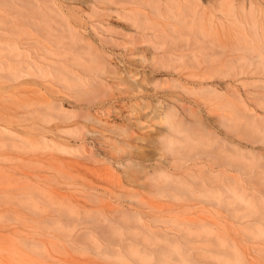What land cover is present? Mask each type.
I'll list each match as a JSON object with an SVG mask.
<instances>
[{
	"label": "rangeland",
	"instance_id": "obj_1",
	"mask_svg": "<svg viewBox=\"0 0 264 264\" xmlns=\"http://www.w3.org/2000/svg\"><path fill=\"white\" fill-rule=\"evenodd\" d=\"M0 264H264V0H0Z\"/></svg>",
	"mask_w": 264,
	"mask_h": 264
}]
</instances>
